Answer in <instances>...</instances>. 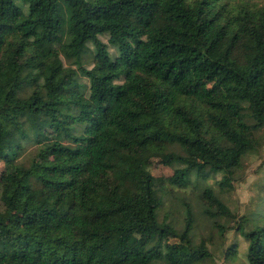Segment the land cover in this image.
<instances>
[{"label":"trees","instance_id":"trees-1","mask_svg":"<svg viewBox=\"0 0 264 264\" xmlns=\"http://www.w3.org/2000/svg\"><path fill=\"white\" fill-rule=\"evenodd\" d=\"M263 128L264 0H0V264H214L190 209L159 220L152 159L221 175L202 212L264 264V181L253 215L222 198Z\"/></svg>","mask_w":264,"mask_h":264},{"label":"rangeland","instance_id":"rangeland-1","mask_svg":"<svg viewBox=\"0 0 264 264\" xmlns=\"http://www.w3.org/2000/svg\"><path fill=\"white\" fill-rule=\"evenodd\" d=\"M258 1V0H251ZM104 43H107V37H101ZM111 55L115 50L110 49ZM63 63L68 66L69 63L64 59ZM85 62V67L90 68L91 64L88 59ZM80 83L85 84L87 80L80 77ZM252 123V122H249ZM259 144L257 150L252 151L246 155L242 160L240 169L235 173V179L232 182L233 190L228 194L222 195L223 200L228 207L238 213V215H253L252 200L255 201L257 197L258 184L264 181V128L257 132ZM8 168V165L0 161V211L5 209L1 202V193L3 189L2 175ZM146 169L151 173L154 179V186L156 189L164 188L167 194L164 195L163 204L158 211L159 220H169L174 222L178 230H182L185 223L186 210L190 209L194 215L195 221L193 224V238L195 245L204 242L208 251L212 254L214 264H242V259L229 261L225 259L224 252L227 247L236 238L238 255L243 253L245 245L242 238L239 236L234 237V234L227 233L226 240H222L217 230L214 229L213 222L208 219L202 212L203 206L199 199V193L204 186L212 187L218 194L219 189L217 183L221 175H210L206 180H197L193 175L191 176V184L186 189L170 188L163 181L165 178L173 174V169L161 164L159 159H152L148 162ZM221 224L227 226L226 221L221 220ZM136 237H133L135 239ZM176 240L170 239L169 242L173 243Z\"/></svg>","mask_w":264,"mask_h":264}]
</instances>
